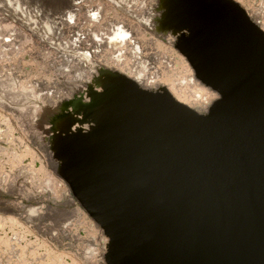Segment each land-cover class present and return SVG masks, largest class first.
<instances>
[{
  "label": "water",
  "instance_id": "obj_1",
  "mask_svg": "<svg viewBox=\"0 0 264 264\" xmlns=\"http://www.w3.org/2000/svg\"><path fill=\"white\" fill-rule=\"evenodd\" d=\"M158 9L155 31L217 97L198 111L101 68L89 101L48 121L57 177L107 238L105 264H264V31L236 0Z\"/></svg>",
  "mask_w": 264,
  "mask_h": 264
},
{
  "label": "rangeland",
  "instance_id": "obj_2",
  "mask_svg": "<svg viewBox=\"0 0 264 264\" xmlns=\"http://www.w3.org/2000/svg\"><path fill=\"white\" fill-rule=\"evenodd\" d=\"M236 1L264 31V0ZM72 3H77L73 7V19L60 23L62 11L70 10L68 6L64 10L63 7ZM158 7L159 0H0V221L13 216L11 219L18 221L29 232V239L33 240L27 239L31 242L27 241L28 245L25 240L22 241L28 238L25 234L23 238L19 233L3 234L1 226L6 222L3 221L0 224V238L8 234L9 245H6L7 249H4V245H1L3 249L0 247V264H105L107 238L57 177L58 171L53 165L57 162L50 145L54 132L48 121L51 113H57L53 109L59 104L77 97L83 102L89 101L88 86L98 76L100 67L123 74L134 70V73L139 69H135L138 67L136 63L142 60L146 61L148 69L155 66L159 76L164 77L166 75L163 74L168 72L170 78H167L171 80L174 75L172 80L177 78L175 88L182 87L183 79L193 71L189 70L185 58L174 49L175 38L160 33L154 36L148 33L153 37L138 33L143 29L139 26L141 20L147 17L152 19L156 15V21L160 17ZM90 12H96V17H91ZM134 16L139 20L132 18ZM121 25L132 38L126 39L124 45L116 50L108 44V37L114 26ZM77 33L84 37L80 42H77ZM133 45L140 48V53H133ZM87 52L97 56L93 57V62L83 59L81 54ZM115 53L122 54L119 63L115 56L110 58ZM167 64L175 68L174 72L170 68H163ZM152 71L156 70L143 73L148 82L153 80ZM130 73L132 77L134 74ZM167 78L164 77V80ZM160 79L156 81L166 87L168 83V87L175 86L167 83L168 79L166 83L163 78ZM155 86L154 83L150 84V88L155 89ZM190 87L183 86V93L194 89ZM199 92L208 104L216 98L204 90ZM180 97L177 96L178 99ZM196 106L202 109L200 111L205 110L204 105ZM77 129L88 130V125H74L71 128L72 131ZM2 202L9 207L4 208ZM29 208L39 211L28 219L24 212L27 213ZM12 210H16L17 215ZM63 224L64 229H61ZM22 242L26 243V247ZM55 255L61 261L51 263L49 258L56 260Z\"/></svg>",
  "mask_w": 264,
  "mask_h": 264
},
{
  "label": "bare ground",
  "instance_id": "obj_3",
  "mask_svg": "<svg viewBox=\"0 0 264 264\" xmlns=\"http://www.w3.org/2000/svg\"><path fill=\"white\" fill-rule=\"evenodd\" d=\"M51 1V0H50ZM243 3V2H242ZM244 4V3H243ZM249 4V3H248ZM65 5V4H64ZM63 5V6H64ZM77 5V3H72V4H70V6L69 5H66L65 6V8L63 7V10L64 9H66L67 8V6L70 8V10H65V11H62V13H61V18L59 19V21H60V23L61 22H68V21H71L72 19H73V7H75ZM61 8V7H60ZM68 8V9H69ZM154 11H158V9H154ZM154 11H150V13H154ZM96 12H90V16L91 17H96ZM154 17H156V15H154ZM154 17H152V19H151V17H147L148 19H144V20H141L140 22L141 23H139V26H141V27H143V29H141L140 30V32H138V33H141L142 35H148V36H152V35H149L148 33H150V34H153V36L154 35H157L158 33L155 31L156 30V21L154 20ZM132 18H135V16L134 17H132ZM139 18V17H138ZM31 20V19H30ZM135 20H136V18H135ZM139 20V19H138ZM138 20H136V21H138ZM138 23V22H137ZM47 25V24H46ZM45 25V26H46ZM138 25V24H137ZM48 26V25H47ZM115 27V29L113 30V32H112V34L110 33V35H109V37H108V44H110V45H112V47L114 48L115 47V49L117 50L118 48H120V47H122L123 45H124V43H125V41H126V39H128L129 37L130 38H132V36L123 28L124 26L123 25H121V27L120 26H114ZM113 27V28H114ZM135 27V26H134ZM47 28V27H46ZM135 29V28H134ZM135 30H137V28L135 29ZM134 31V30H133ZM137 31H139V27H138V30ZM137 31H136V33H137ZM77 35V42H80V39H82V37H83V35L81 36L79 33H77L76 34ZM96 36V35H95ZM138 36V35H137ZM152 36V37H153ZM144 38L145 37H147V36H143ZM148 38V37H147ZM83 39H84V37H83ZM97 39V38H96ZM134 44V43H133ZM98 45V44H97ZM134 46V54H138V53H140V48H138V46L137 45H133ZM136 46V47H135ZM98 47V46H97ZM115 50V51H116ZM120 51V50H119ZM175 52V51H174ZM95 53V52H94ZM82 55V57H83V59L85 60V62H87L88 60H92V59H94L93 57H95L96 55H94L93 56V54H92V52H87V53H84V54H81ZM107 55V54H106ZM115 56V57H114ZM81 57V58H82ZM97 57V56H96ZM111 57H114V59L119 63V61L122 59V54H114L113 56H111L110 55V58ZM114 60V61H115ZM91 62V61H90ZM90 62H88V63H90ZM92 62H93V60H92ZM116 62V63H117ZM135 62H133L132 64H134ZM137 64V66L138 67H135V69H137V68H139V69H137L138 71H136L135 70V72L133 73V71H130L129 70V68H127L128 67V65L127 64H125V66L127 65V67H125V68H127L130 72H132L134 75V77L132 76H130V72L129 73H125L126 74V76L128 75V76H130V78H132L134 81H136L138 84H140L142 87H144V88H146V89H149V90H153L154 88H150V84H152V83H154L156 86H155V89L154 90H157V89H159L160 87H165V88H167L168 87V82H170V84L172 85V84H174L175 85V83H174V81H176V79L174 78V81L172 80V77L174 76H172L171 77V80H169L168 78H170L169 77V74H167L168 72H167V70L166 69H172V71L171 72H174L173 70H175V68L172 66V65H170V64H167V66L166 67H163V68H166V69H164V70H166V74H163V75H166V76H164L165 78H167L168 79V81H167V87H166V85L165 84H163V83H159V82H157L160 78H163V80H164V77L163 76H159L158 74H159V71H158V69L154 66V67H151V68H146V61H140V62H138V63H136ZM96 67H98V65H96ZM131 67H133V65H131ZM130 67V68H131ZM102 67H100V69H101ZM163 68L161 67V70H163ZM99 69V70H100ZM133 69V68H132ZM156 70V71H152V77H151V79H153V80H150V82H148L149 80H148V78L146 79L147 80V82H145L146 80H145V75H143V73H144V71H146V70H148L149 72H150V70ZM191 72H192V70H191V68L189 69ZM190 71H188V72H190ZM163 73V72H162ZM173 74V73H172ZM175 74V73H174ZM132 75V74H131ZM168 75V76H167ZM144 78H143V77ZM147 76V75H146ZM149 77V78H150ZM188 78H182L183 79V81H182V83H181V81L179 80V78H178V82H180L181 84H182V87L184 86H187L188 87V85H189V87L190 86H193L194 87V89L193 90H190L191 92H193V94L191 95V93L189 94V90H186V89H184V90H186V92L188 91V93H186V94H184L183 93V90H182V87H181V85H180V88H175L176 87V85L175 86H173L172 85V87H168L167 89L171 92V94L177 99V100H179L180 102H182V103H184V104H186V105H188L189 107H191V108H195L196 110H198V111H200V110H202L201 108H199V106L197 107L196 105H204V109L206 110L208 107H209V105L211 104H208L207 102H205V101H203L204 100V98L203 97H201L200 95H199V91L200 90H204V91H206L207 92V94H209L211 97H217L216 96V94L215 93H213V92H211L209 89H207V88H205L204 86H202L195 78H194V75L193 74H191L190 75V73H189V76H187ZM95 78V77H94ZM143 78V79H142ZM156 79H157V81H156ZM166 79V80H167ZM181 79V78H180ZM143 80H145L144 82H143ZM166 80H164V82L166 81ZM153 81V82H152ZM162 81V79H160V82ZM187 83H186V82ZM172 82V83H171ZM166 83V82H165ZM180 83H176V84H180ZM183 83H186L185 85L183 84ZM161 84H163V85H161ZM154 86V85H153ZM198 86H202L200 89L198 88ZM177 87H179V85L177 86ZM192 87V88H193ZM169 88H174V89H172V90H170ZM191 88V87H190ZM188 89V88H187ZM196 89V90H195ZM195 90V91H194ZM198 90V91H197ZM185 92V91H184ZM175 93H176V96H175ZM30 94V93H29ZM209 95H207L208 97H209ZM22 96V95H21ZM32 96V95H31ZM177 96H178V98H179V96H181L180 97V99L183 97L184 98V100L182 101V100H180V99H178L177 98ZM192 97L194 98V100L192 99ZM210 97V98H211ZM79 97H77V98H75L74 100H79L78 99ZM200 98H202V100L200 99ZM206 98V97H205ZM199 100H201V101H199ZM73 101V100H72ZM32 102H34V101H32ZM211 102V101H210ZM46 103V102H45ZM63 104V103H62ZM62 104H59L58 106H57V108H54L53 110H56L57 111V113L59 112L58 111V108H59V106L60 105H62ZM47 109V108H46ZM50 110V109H49ZM204 110V111H205ZM51 111V110H50ZM47 112V111H46ZM72 112V109L71 108H68V110H67V112L66 113H71ZM48 113H49V111H48ZM52 115L54 114V113H51ZM2 117V116H1ZM76 118H78V119H80L81 117L80 116H76ZM48 119V118H47ZM44 121V120H43ZM42 121V122H43ZM40 122V121H39ZM41 124V123H40ZM43 125H44V123H42ZM74 125H79L78 123H75ZM11 157V156H10ZM19 158V157H18ZM54 158V157H53ZM52 162H54V161H52ZM54 165V168H56V170L58 171V169H59V164H57V163H54L53 164ZM48 181V180H47ZM50 181V180H49ZM1 203V202H0ZM35 203V202H34ZM4 205V208L5 207H9L8 206V204L7 203H4V202H2V206ZM3 209V208H2ZM55 209V208H54ZM1 210V209H0ZM57 210V209H56ZM5 212L7 211V210H4ZM9 212H10V210H8ZM7 211V212H8ZM13 211V213L15 214V215H17V213L18 212H15L14 210H12ZM18 211V210H17ZM27 211V210H26ZM38 209H36V208H29V210L27 211V213H25L24 212V214H27L26 215V217L29 219V218H31V216H36L37 214H38ZM48 213H50L49 211H48ZM11 214V213H10ZM21 215V214H20ZM50 216V215H49ZM57 216V215H56ZM70 216V215H69ZM13 217V216H12ZM12 217H10V222H8L9 220H7V218H6V220H5V218H3L4 220L3 221H6L5 222V224H3L2 226H1V231H3V234H5V233H7V232H10V233H19V235H20V237L23 235L24 237H26V236H28V238H23V236H22V238H23V240L22 241H24V242H26L28 245H29V242L30 241H33L32 239L30 240L29 238L31 237H29V232L28 231H26L25 230V228L22 226V225H20V223H17L15 220L13 221V219H11ZM24 217V216H23ZM26 217H25V219H26ZM54 217V216H53ZM2 219V218H1ZM24 219V220H25ZM50 219V218H49ZM32 220V219H31ZM63 220V219H62ZM2 221V220H1ZM0 221V222H1ZM3 221L0 223V224H2L3 223ZM29 221V220H28ZM68 221V220H67ZM66 221V222H67ZM23 222V221H22ZM26 222V221H25ZM34 222V221H33ZM32 222V223H33ZM58 222V221H57ZM65 222V223H66ZM67 225L69 224V223H66ZM64 224H63V227H60L61 229H64ZM56 227V226H55ZM59 227V226H58ZM67 227V226H66ZM65 227V228H66ZM60 228H58V229H60ZM60 231V230H59ZM27 232V233H26ZM1 233V232H0ZM26 236H25V235ZM28 234V235H27ZM8 235V234H7ZM7 235H6V237H7ZM11 235V234H10ZM18 235V234H17ZM3 236V235H2ZM13 236V235H12ZM5 237V235H4V238H6ZM4 238H0V247H1V245L4 247V249L6 248H8V246L6 247V245L9 243V241H7L8 240V237L6 238V239H4ZM27 239H29V240H27ZM27 241H29V242H27ZM20 242H21V240H20ZM19 242V243H20ZM23 243V242H22ZM26 243H23L22 245H24L25 246V244ZM31 243V242H30ZM33 243V242H32ZM9 245V244H8ZM19 245V244H18ZM3 247H1L2 249H3ZM11 247V246H10ZM13 247V246H12ZM26 247V246H25ZM14 249V248H13ZM11 250V249H10ZM2 251V250H1ZM0 251V252H1ZM17 251V250H16ZM31 251H32V249H31ZM36 251H37V249H36ZM30 252V251H29ZM32 253V252H31ZM3 254V253H2ZM17 254V253H16ZM32 254H34V253H32ZM32 254H31V256H32ZM37 255V254H36ZM17 256V255H16ZM56 256V255H55ZM54 257V256H53ZM56 258V260L54 259V258H52V257H50L49 258V260H50V262L52 263L53 261H55V262H58V261H61V259L59 260V257H58V260H57V256L55 257ZM49 260H47V261H49ZM26 261V260H25ZM14 262V261H13ZM30 262V261H29ZM34 262V261H33ZM8 263H9V261H8ZM24 263V262H23ZM15 264V263H14ZM17 264V263H16ZM19 264V263H18Z\"/></svg>",
  "mask_w": 264,
  "mask_h": 264
}]
</instances>
